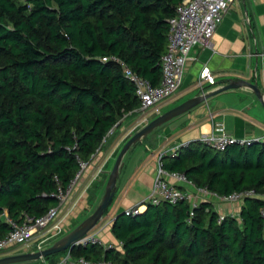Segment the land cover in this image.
I'll list each match as a JSON object with an SVG mask.
<instances>
[{
    "label": "trees",
    "instance_id": "1",
    "mask_svg": "<svg viewBox=\"0 0 264 264\" xmlns=\"http://www.w3.org/2000/svg\"><path fill=\"white\" fill-rule=\"evenodd\" d=\"M181 1L0 0V239L9 231L4 210L19 223L43 215L57 203L48 195L73 179L77 158L89 160L116 122L136 112L140 102L122 64L160 82L167 19ZM162 161L218 195H264V143L217 151L196 140ZM263 205L245 197L237 216L218 222L209 201L200 200L191 218L185 201L148 203L140 214L115 216L119 247L75 246L70 256L114 264H264ZM55 256L37 262L57 264Z\"/></svg>",
    "mask_w": 264,
    "mask_h": 264
},
{
    "label": "crops",
    "instance_id": "2",
    "mask_svg": "<svg viewBox=\"0 0 264 264\" xmlns=\"http://www.w3.org/2000/svg\"><path fill=\"white\" fill-rule=\"evenodd\" d=\"M203 66L209 68L215 79L213 85L204 82L203 91L216 90L227 84L228 79L245 80L256 85L263 102L248 86L220 91L189 111L167 121L130 147L124 155L123 165L119 171L112 206L94 228L102 241L114 244L116 247L120 246L111 231V219L123 213L125 208L139 204L149 195L156 168V156L159 151L196 141L203 133H208L220 126L226 133L236 138H263L264 0H234L214 32L212 47L195 45L190 49L182 83L174 96L160 102L161 104L157 106L159 113L156 114L154 109L148 114L136 111L135 115L134 112L120 122L110 145L106 149L102 146L85 171L73 197L62 209L61 218L66 225L64 229L69 227L71 217L83 211H87L85 215L87 216L97 206L106 184L105 182L102 185L103 176L108 177L110 171L108 166L113 164L117 145L122 141L118 148L123 146L124 140L126 141L142 126L144 115L152 119L201 93L197 79ZM99 167H102V172L93 179ZM94 181H99L100 186L95 191L96 205L91 208L89 200L92 195L88 194L87 189ZM177 185L182 189H193L182 182H178ZM200 200L203 201L201 198ZM204 201L211 202L217 212L238 215L240 203L221 204L212 199ZM143 210L145 208H142ZM34 241L36 240L30 242V246ZM34 250L36 247L26 251ZM4 252L0 254V257L20 253ZM42 261L45 263L44 260Z\"/></svg>",
    "mask_w": 264,
    "mask_h": 264
},
{
    "label": "built area",
    "instance_id": "3",
    "mask_svg": "<svg viewBox=\"0 0 264 264\" xmlns=\"http://www.w3.org/2000/svg\"><path fill=\"white\" fill-rule=\"evenodd\" d=\"M234 0H182L172 16L167 19L168 34L166 52L162 56L161 61V79L156 85L128 67L115 57H111L123 66L124 75L133 83L135 94L140 102L137 112L145 113L146 109L153 108L158 114V104L174 94L182 83L185 70V64L190 49L198 45L200 47H212V38L216 28L221 22L224 14L227 12L230 4ZM106 61L107 58H102ZM198 86L203 91V83L207 82L213 85L215 82L213 74L207 66H203L198 74ZM151 118L144 115L142 126L149 122ZM120 121L108 131L102 139L104 144L109 137L120 125ZM141 126V127H142ZM198 141L210 148L223 151L227 146L237 144L239 146L250 145L251 143H264L263 138L246 139L236 138L226 133L223 128L216 127L214 130L203 133ZM183 145H175L168 149H163L157 153L156 168L152 179L151 190L149 195L139 204L125 208V215H137L142 212V208H146L147 204L157 205L160 202H168L176 204L185 201L189 204V218L193 216V210L198 206L200 198L203 200L212 199L219 203H240L245 197H260L264 201V195L258 194L254 189L243 191H234L229 195H218L206 187H196L184 173L177 171H169L163 166L162 158L165 154L176 155L179 148ZM75 146H73L74 148ZM97 149L91 154L89 160L77 158L79 168L73 179L66 187L58 186L57 190L51 192L48 196L54 198L57 203L49 208L43 215L39 217H31L25 215L22 222H17L9 217L4 210V217L9 225V231L0 239V254L8 250L12 246L23 244L29 245L30 242L36 240V250L44 248L48 239L61 235L66 226L62 221L61 212L66 203L73 197L76 187L82 180V177L89 167L91 161L99 153ZM102 172V167L97 168L95 179ZM182 182L191 186L193 189H181L177 183ZM46 195V194H45ZM217 211L215 208H213ZM218 222L224 219L229 213L218 212ZM261 216L264 218V205L260 209ZM234 216V215H232ZM114 218L111 219V222ZM101 245L104 249L115 248L111 243H104L98 234L93 230L89 231L82 237L73 242L71 248L67 250L65 256L60 257L57 264H114L111 260L98 259L91 260L83 256L73 260L70 251L75 246ZM121 245V242H119Z\"/></svg>",
    "mask_w": 264,
    "mask_h": 264
},
{
    "label": "water",
    "instance_id": "4",
    "mask_svg": "<svg viewBox=\"0 0 264 264\" xmlns=\"http://www.w3.org/2000/svg\"><path fill=\"white\" fill-rule=\"evenodd\" d=\"M240 86H248L250 87L254 94L258 97V99L263 102V98L261 97L260 92L258 91L255 84L247 82L245 80H230L228 79L227 84L222 87L212 90L209 92H202L197 94L187 100L181 102L180 104L170 108L169 110L160 113L155 116L148 123L140 127L137 131H135L123 144L121 149L119 150L112 168L108 173V178L104 187L103 194L100 198L99 203L95 207V209L87 215L81 222H79L75 227H73L68 232L64 233L62 236L57 238L51 244L41 248L39 250L34 251H26L20 252L10 255H5L0 257V264H21L25 262H31L35 260L42 259L48 255L61 252L64 250H69L71 245L75 240L82 237L89 231L93 230L97 224L102 220L104 213L108 206L110 205L113 196L116 191V181L119 176V171L123 165V158L126 152L135 145L142 138L146 137L149 133L154 131L156 128L160 127L167 121L171 120L174 117H177L195 106L202 103L204 100L209 98L210 96L231 88H237Z\"/></svg>",
    "mask_w": 264,
    "mask_h": 264
},
{
    "label": "rangeland",
    "instance_id": "5",
    "mask_svg": "<svg viewBox=\"0 0 264 264\" xmlns=\"http://www.w3.org/2000/svg\"><path fill=\"white\" fill-rule=\"evenodd\" d=\"M184 75V74H183ZM176 93V92H175ZM174 93V94H175ZM174 94H172L171 96H169L167 99H169V98H171L172 96H174ZM161 103H159L158 105H160ZM152 110H153V108H148V109H146V111H145V113L146 114H148L149 112H152ZM135 115L137 114V112H135L134 113ZM135 115H133V116H135ZM115 133V131L108 137V140H107V142H105L104 144H103V147L106 149L109 145H110V143L112 142V140H113V138H114V136L115 135H113ZM122 142V141H121ZM121 142H119V144L117 145V147H116V155H115V157H114V160H115V158H116V156H117V154H118V152H119V150L121 149V147L120 148H118L119 147V145H120V143ZM124 142H125V140H124ZM124 142H123V144H124ZM122 144V145H123ZM113 163H114V161H113ZM112 166H113V164H109V166L108 167H110V169L112 168ZM103 178H104V180H103V183H102V185L107 181V178L108 177H104L103 176ZM99 181H96V182H94V184H92L90 187H88V189L87 190H89V193L92 195V197L90 198V203H91V208L92 207H94L95 205H96V203H95V201H96V196H95V191L97 190V188H98V186H100L99 185V183H98ZM102 187V186H101ZM99 193H100V190H99ZM101 194H102V192H101ZM114 200V199H113ZM94 202V203H93ZM113 202V201H112ZM239 203V202H238ZM222 204V203H221ZM111 206H112V204H110L109 205V207H108V211L110 210V208H111ZM95 209V208H94ZM93 209V210H94ZM87 214V211L86 212H80V213H78L77 215H75V216H73V217H71V219H70V224H69V227L67 226V228H65L63 231V233L61 234V235H57V236H55V237H52V238H50V239H48V241H47V243H46V245H49V244H51L53 241H55L57 238H59L60 236H62L64 233H66V232H68L69 230H71L73 227H75L79 222H81L86 216ZM89 215V214H88ZM35 242L36 241H34L33 242V244H31L32 246H30V244L29 245H23V244H19V245H15V246H12L11 248H9L8 250H6L4 253H8V252H11V251H16V252H20V251H26V250H28V249H34L35 248ZM31 247V248H30ZM65 251L66 250H64V251H61V252H57V253H54V254H56V256L57 255H59V257H58V260L60 259V257H62V256H65ZM49 256V255H48ZM55 256V257H56ZM45 258V257H44ZM50 259H52V258H50ZM55 259H57V257L55 258ZM30 264H39L38 262H37V260H35V261H32Z\"/></svg>",
    "mask_w": 264,
    "mask_h": 264
}]
</instances>
